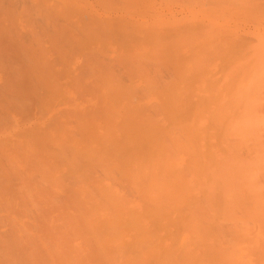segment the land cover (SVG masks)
Returning a JSON list of instances; mask_svg holds the SVG:
<instances>
[{"label":"bare ground","instance_id":"6f19581e","mask_svg":"<svg viewBox=\"0 0 264 264\" xmlns=\"http://www.w3.org/2000/svg\"><path fill=\"white\" fill-rule=\"evenodd\" d=\"M129 1L0 0V264L264 260V0Z\"/></svg>","mask_w":264,"mask_h":264},{"label":"rangeland","instance_id":"374dc122","mask_svg":"<svg viewBox=\"0 0 264 264\" xmlns=\"http://www.w3.org/2000/svg\"><path fill=\"white\" fill-rule=\"evenodd\" d=\"M90 1L92 2V1H94V0H90ZM131 1H132V3L135 2V3H137V4H140L141 7L143 8V12H144L145 10L147 11V12H146V11L144 12L145 14H146V13H148L147 15H149V14L151 15V14H152V15H151L152 17H150L151 22L153 21L152 23H154L156 20L158 21L159 18H162V15H163L164 13H165L166 15H167V13H168L167 16H166L165 14L163 15V19H165L164 21L168 20V17H169V16L171 17V15H173L174 18H175V17L180 18L179 16H183V13L181 14V13L178 11L179 9H181V5H182V4H179V3L175 2L176 0H174L173 2H172L171 0L168 1L169 3H170V2H171V3H174V6H173V4H172V5H169V4H168L167 6H165V5H166V2H165L164 0H163V4L165 3L164 5L162 4V0H157V2H156L157 5H156V4L154 5L155 8L153 7V3H155L156 0H146V2H144V1H142V0H137V1H135V0H134V1L131 0ZM138 1H139V2H138ZM140 1H141V2H140ZM152 1H153V3H152ZM166 1H167V0H166ZM143 2H144V3H147V5L145 4L147 8H146V7L144 8V7H143L144 5L142 6V4H144ZM150 2H151L152 5L150 4ZM158 2H159V3H158ZM160 2H161V3H160ZM168 2H167V3H168ZM127 3H128V2H127ZM135 3H134V4H135ZM130 4H131V3H130V1H129V3L127 4V6H129ZM134 4H133V5H130V6H134L135 8H133V7H130V8L136 9L137 7H136L135 5H137V4H135V5H134ZM149 4H150V6H148ZM161 4H162V5H161ZM159 5H161V6H159ZM158 6H159V7H158ZM164 6H165V8H164ZM141 7L138 6V8H137L135 11L142 13V8H141ZM160 7H161V8H160ZM171 7H172V8H171ZM175 7H176V8H175ZM179 7H180V8H179ZM99 8H100V7L97 6L96 9H99ZM149 8H150V9H149ZM152 8H153V10H152ZM158 8H160V11H158V10H159ZM162 8H163V9H162ZM105 9H106V8H105ZM125 9H126V8H125ZM139 9H140V10H139ZM147 9H148V10H147ZM154 9H155V12H154ZM156 9H157V13H156ZM195 9H196V8H195ZM174 10H175V11H174ZM149 11H150V13H149ZM161 11L164 12V13H162ZM180 11H181V10H180ZM100 12H103V13H104V12H105L104 8L100 9ZM153 12H154V13H153ZM159 12H160V13H159ZM175 12H177V14H175ZM188 12H189V11H188ZM105 13H106V12H105ZM161 13H162V14H161ZM170 13H171V14H170ZM178 13H179V14H178ZM153 14H155V15L153 16ZM169 14H170V15H169ZM142 15H143V13H142ZM159 15H160L161 17H160ZM176 15H178V16H176ZM155 16H158V17H155ZM165 16H166V18H165ZM173 16L171 17L172 19H174ZM153 17H154L156 20H155ZM148 18H149V17H148ZM151 18H152V19H151ZM171 18H170V19H171ZM170 19H169V20H170ZM154 20H155V21H154ZM161 20H162V19H161ZM161 20H160V21H161ZM169 20H168V21H169ZM170 21H172V20H170ZM257 232H258V231H255L254 233H257ZM249 255H250L249 257H251V256L254 255L253 257H251V260H250L249 264L252 263V262H253L252 264H261L260 262H261V260H263V259L258 260V259H259V258H258V259H257V261H259V263H258V262H255V261H256V256H257L256 254H253V253H252V254H249ZM255 255H256V256H255ZM254 257H255V260L253 259ZM257 257H258V256H257ZM263 257H264V256H263ZM252 260H254V261H252ZM262 262H264V260H263ZM262 264H264V263H262Z\"/></svg>","mask_w":264,"mask_h":264}]
</instances>
